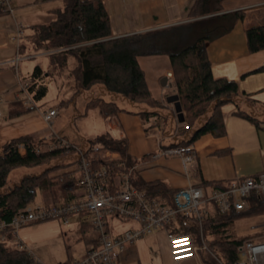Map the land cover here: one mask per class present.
Segmentation results:
<instances>
[{
    "label": "trees",
    "instance_id": "16d2710c",
    "mask_svg": "<svg viewBox=\"0 0 264 264\" xmlns=\"http://www.w3.org/2000/svg\"><path fill=\"white\" fill-rule=\"evenodd\" d=\"M222 0H194L188 15L205 16L198 20L199 34L192 38L191 44L183 43L176 52H170L173 91L178 95L184 119L181 124L188 125L174 135L170 146L192 143L202 134L210 133L221 136L225 133L222 105L239 103L243 98L238 88V81L226 77H214L207 56V43L228 33L238 20L245 17L242 10L222 12ZM3 10L0 8V14ZM200 26V27H199ZM197 28L195 30V33ZM22 37V38H21ZM17 45L20 56L35 57L44 53L47 67L42 69L35 65L31 73L23 77L27 89L36 102L41 101L48 91L43 80L50 74L66 73L73 78L75 92L72 97L98 85L99 94L89 97L85 103L87 109H96L104 119L119 111L137 114L148 127L169 126L173 110L165 111L169 103L160 100L150 92L143 69L137 61L140 54L146 52L140 36L127 35L112 37L109 15L101 0H62V7L55 10V16L46 23L31 25V32L22 35ZM245 37L250 52L264 48V23L249 24L245 28ZM264 71V63L253 69ZM112 99H106V95ZM71 97V99H72ZM117 98V99H115ZM118 100L125 102L128 108L122 107ZM251 103V99H244ZM67 100H62L65 104ZM14 111L10 116L21 115L34 109L24 108L18 100L13 103ZM233 113L246 118L259 126L255 114L238 107ZM168 130L163 129V134ZM42 139L35 135H22L5 142L0 150V222L9 221L23 207L29 204L38 190L47 192L51 202L61 203L71 199L79 188L77 168L67 169L58 161L71 157L69 164L76 165L75 149L72 146L55 145L41 147ZM88 145H97L98 150L92 153L96 162L106 163L102 154L106 149L116 151L121 159L129 165L135 160L127 153L125 138L113 136L109 131L95 135L86 141ZM22 148V151L20 150ZM143 157H150L149 154ZM110 162V170L115 162ZM45 166L40 172L22 175L12 186H7L9 173L16 167ZM132 183L150 193H159L169 199L175 189L169 188L164 181L154 179L145 181L137 176ZM228 181L201 180L197 185L225 187ZM248 207L240 212H219L214 203H210L207 215L202 221V229L207 244L226 264H234L239 258L237 247L244 237L231 235L230 226L242 219L264 214V194L252 192L248 197ZM89 228L87 221L81 222L79 229L82 237ZM171 230L175 234H192L197 240L198 230L192 221L178 216ZM0 264H33L34 256L24 247L16 244L10 229L0 230ZM13 241L14 244L10 243ZM93 242L94 239L86 238ZM206 264H219L210 254H203ZM67 264V263H66Z\"/></svg>",
    "mask_w": 264,
    "mask_h": 264
},
{
    "label": "crops",
    "instance_id": "0c3cea01",
    "mask_svg": "<svg viewBox=\"0 0 264 264\" xmlns=\"http://www.w3.org/2000/svg\"><path fill=\"white\" fill-rule=\"evenodd\" d=\"M101 1L109 15L112 37L140 36L139 40L143 41L146 52L150 53L137 56L138 64L144 71L152 95L165 101L168 95L174 93L168 54L178 51L184 43L182 39L170 41L169 32L192 26L194 30L190 33H194L199 25L198 20L205 16L188 15L194 0ZM12 7V11L3 10L0 14V150L5 142L22 135H35L48 143L56 137L72 142L63 134V130L59 132L52 125L46 124L36 108L21 115L10 116L11 111H14V101L20 97L19 82L24 77L19 74V62L17 69L12 62L17 53L13 36L18 29L25 35L31 32V25L52 20L55 10L62 7V0H14ZM222 7V12L242 10L245 13V17L238 20L228 33L209 41L206 46L212 75L237 80L243 98L239 103L222 105L223 135H200L192 143V158L184 167L181 157L176 154L153 157L161 148L170 146L175 133L182 129V122H178L176 115L169 118V126L163 128L168 130L166 134H163L162 128H158L160 125L146 130L145 126L151 120L144 123L137 114L128 111H119L106 118L108 131L113 136L125 138L127 153L135 160L134 176L142 180L160 179L169 188L177 189L188 184H198L201 180L224 182L264 171V71H253L264 63V48L250 52L245 37V28L249 24L264 23V0H222ZM164 45V48H160ZM40 55L43 54L37 53L36 56ZM39 66L45 69L47 65ZM244 99H251L252 102L247 103ZM37 104L40 107V101ZM121 106L128 108L127 104ZM164 107L165 111L172 110L171 103ZM238 107L262 120L259 126L235 115L233 111ZM147 154L150 157H143ZM60 235L59 232L56 237ZM17 237L23 243L19 230ZM92 238L88 239L91 241ZM92 243L89 242V245ZM135 248V242L128 244L121 253V261L126 260ZM168 260L171 264L170 258Z\"/></svg>",
    "mask_w": 264,
    "mask_h": 264
},
{
    "label": "built area",
    "instance_id": "2783aa9c",
    "mask_svg": "<svg viewBox=\"0 0 264 264\" xmlns=\"http://www.w3.org/2000/svg\"><path fill=\"white\" fill-rule=\"evenodd\" d=\"M13 1L0 0V8L12 11ZM21 36L22 31L18 29L13 36L16 45ZM19 60L20 55L16 53L12 60L15 69ZM19 93L18 101L24 108L38 109L46 124H52L58 114L57 107L41 109L23 80L19 82ZM1 103L0 98V113ZM187 127V124H182V128ZM55 145L72 146L75 149V167L80 175L81 193L74 194L68 201L56 204L29 203L9 221H1L0 230L10 229L16 244L26 248L17 237L21 226L48 218H61L68 224L70 215L86 214L89 228L94 233V241L87 248L84 257L69 261L67 264H120L121 253L128 244L159 229L167 238L171 264H206L203 254H210L219 264H226L211 251L203 233L202 221L208 213L210 203H214L222 213L240 212L248 207V197L252 192L264 194V171H261L234 178L222 188L211 185L205 189L201 185L188 184L175 189L169 199H166L159 193H150L135 186L132 183L135 164H127L116 151L106 149L103 152L102 159L106 162L104 164L96 162L92 156V153L98 150L97 145L90 146L86 141L75 144L63 137H56L49 146ZM159 154L179 155L185 167L193 153L191 146L177 145L161 148L153 157ZM115 159L116 167L110 170V162ZM178 216L196 225L197 240L190 233L175 234L171 230ZM119 220H131L133 224L122 227ZM111 226L115 229L114 232L111 231ZM0 238H4L3 234ZM237 252L239 258L234 264H264V239H243L237 247Z\"/></svg>",
    "mask_w": 264,
    "mask_h": 264
},
{
    "label": "rangeland",
    "instance_id": "374dc122",
    "mask_svg": "<svg viewBox=\"0 0 264 264\" xmlns=\"http://www.w3.org/2000/svg\"><path fill=\"white\" fill-rule=\"evenodd\" d=\"M196 28V33L195 31L194 33H190V31L194 30L192 26L189 29H174L169 32V39L170 41L182 39V42H185V44H191L193 42L192 38L199 34L198 26ZM164 47L165 45L160 48ZM35 64L41 66L47 65L46 56L40 55L31 58L20 56L19 74L24 77L28 76ZM43 81L46 82L48 91L43 99H41L40 107L48 108L53 105L58 108V114L53 120L54 123L51 124L53 129L55 128L59 132L63 130V134L75 144H82L93 138L96 134L108 131L107 120L101 117L96 109H87L85 107V103L89 97L99 94L98 85H93L91 88L72 97L76 88L73 84V78L67 76L66 73L59 75L50 74ZM105 98L107 100L112 99V96L107 94ZM62 100H67V102L61 104ZM118 103L126 104L121 100H118ZM50 144L51 142H41V147L47 148ZM20 150L22 151V149ZM70 161L71 157H64L53 163L59 162L65 164L66 166L64 167L67 169L75 168L74 164H69ZM44 167L43 165L14 168L8 175L7 186H12L22 175L38 173ZM80 193V188L75 190V194ZM45 202H51L49 194L38 190L30 204L35 205ZM87 220L88 216L86 214L70 215L68 217V224H65L61 218L39 220L21 226L19 228V236L25 247L34 256L33 264H66L74 259L84 257L86 248L90 246L86 238L94 235L93 230L88 228L85 232V237L79 239L82 232L78 226L81 222ZM119 222L122 227H129L133 224L131 220H119ZM110 228L111 231H115L112 226ZM59 232L61 233L60 237H56ZM157 232L161 236L153 232L137 239L135 241L136 248L134 252L126 260L120 261V264H169L167 238L161 229ZM230 232L234 237L264 239V214L242 218L234 222L230 226ZM10 243L14 244L12 240Z\"/></svg>",
    "mask_w": 264,
    "mask_h": 264
},
{
    "label": "water",
    "instance_id": "95a60500",
    "mask_svg": "<svg viewBox=\"0 0 264 264\" xmlns=\"http://www.w3.org/2000/svg\"><path fill=\"white\" fill-rule=\"evenodd\" d=\"M165 101L167 103L172 104L173 110L176 114V118H177L178 122H182L184 119V115H183V112L181 110V104H180V101L178 99V95L176 93L170 94L165 98Z\"/></svg>",
    "mask_w": 264,
    "mask_h": 264
}]
</instances>
